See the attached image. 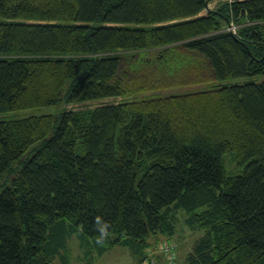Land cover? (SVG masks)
<instances>
[{
  "label": "trees",
  "instance_id": "obj_1",
  "mask_svg": "<svg viewBox=\"0 0 264 264\" xmlns=\"http://www.w3.org/2000/svg\"><path fill=\"white\" fill-rule=\"evenodd\" d=\"M212 1L0 0V116L71 105L0 119V264H163L176 213L183 264H264V0Z\"/></svg>",
  "mask_w": 264,
  "mask_h": 264
},
{
  "label": "rangeland",
  "instance_id": "obj_2",
  "mask_svg": "<svg viewBox=\"0 0 264 264\" xmlns=\"http://www.w3.org/2000/svg\"><path fill=\"white\" fill-rule=\"evenodd\" d=\"M230 0H214L210 2L207 6L210 10H217L220 9V7ZM207 11H202L201 15L206 14ZM224 29H234L233 25H224ZM264 78L262 76H256V77H245V78H238V79H232V84H241L245 81H260ZM67 87V86H66ZM62 93V99L61 101L50 107H44L39 109H28V110H22L17 112H10L6 113L2 116H0V119L7 120V119H23L33 116H40V115H58L64 110L70 109L71 105H66L63 102V94ZM108 101V100H106ZM116 102L119 101V99L115 100ZM233 154L228 153L225 154L223 159L226 163V170H230L234 166V160H233ZM231 158V160H230ZM25 159V158H24ZM2 191V187L0 186V193ZM177 216V232L175 236V240L172 242H168L164 238H157V240L154 241V239H150L151 247L148 248L147 255L148 257H151L152 260L159 261L161 263L165 264H183L185 261L186 254L192 249V246L194 245L195 241L201 237L204 233V231H201L199 229H196L195 232H192L188 230L185 226L182 224L183 216L181 213H176ZM180 228L183 230L181 232ZM184 236V238H183ZM178 238H180L181 243L179 242ZM174 242H177L178 244V250L176 251V247L173 249V256L170 257V253L164 250L167 249L166 245H172ZM192 243V244H191ZM175 246V245H174ZM86 251V252H85ZM97 252H94L91 248H84L80 241L77 239L75 235L68 237L66 240L65 248H62L59 250V252L51 259V264H135L136 263V256L134 253H132L131 249L124 246H115L111 249L104 252L102 255L96 254Z\"/></svg>",
  "mask_w": 264,
  "mask_h": 264
},
{
  "label": "built area",
  "instance_id": "obj_3",
  "mask_svg": "<svg viewBox=\"0 0 264 264\" xmlns=\"http://www.w3.org/2000/svg\"><path fill=\"white\" fill-rule=\"evenodd\" d=\"M166 247H167V249H165L164 248V250L167 252H169L170 254L169 255H171L170 257H172L173 256V249H174V244H172V245H166Z\"/></svg>",
  "mask_w": 264,
  "mask_h": 264
},
{
  "label": "bare ground",
  "instance_id": "obj_4",
  "mask_svg": "<svg viewBox=\"0 0 264 264\" xmlns=\"http://www.w3.org/2000/svg\"><path fill=\"white\" fill-rule=\"evenodd\" d=\"M173 257V256H172Z\"/></svg>",
  "mask_w": 264,
  "mask_h": 264
}]
</instances>
